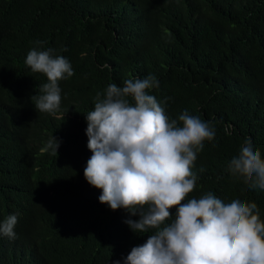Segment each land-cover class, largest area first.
Instances as JSON below:
<instances>
[{
  "label": "trees",
  "instance_id": "16d2710c",
  "mask_svg": "<svg viewBox=\"0 0 264 264\" xmlns=\"http://www.w3.org/2000/svg\"><path fill=\"white\" fill-rule=\"evenodd\" d=\"M33 47L74 71L55 114L32 99L47 83L24 63ZM150 74L170 119L187 110L216 129L188 198L255 202L264 221V191L226 171L246 137L264 159V0H0V222L17 216L0 264H123L153 233H134L124 221L139 217L100 203L83 175L96 94ZM52 137L57 155L42 151Z\"/></svg>",
  "mask_w": 264,
  "mask_h": 264
},
{
  "label": "clouds",
  "instance_id": "9594fccd",
  "mask_svg": "<svg viewBox=\"0 0 264 264\" xmlns=\"http://www.w3.org/2000/svg\"><path fill=\"white\" fill-rule=\"evenodd\" d=\"M24 63L47 79L42 94L32 97L35 108L57 113L58 82L74 75L70 61L52 48L33 47ZM158 86L151 74L127 79L122 86L111 83L96 94L93 109L84 115L92 152L85 180L102 190L100 203L139 217L124 221L134 233L154 230L123 264H264V221L255 202H225L212 192L188 198L198 179L194 162L204 142L214 140L216 129L187 110L170 119L164 103L149 94ZM59 146L52 137L42 151L57 155ZM226 171L249 189L264 191V159L250 137L244 138ZM16 223L17 216L8 215L0 222V236L15 239Z\"/></svg>",
  "mask_w": 264,
  "mask_h": 264
}]
</instances>
